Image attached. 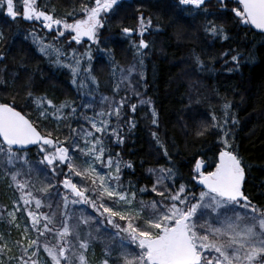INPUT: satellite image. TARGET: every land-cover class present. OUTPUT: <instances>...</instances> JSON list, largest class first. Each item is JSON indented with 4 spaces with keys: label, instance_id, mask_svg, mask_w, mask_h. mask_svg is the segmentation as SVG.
<instances>
[{
    "label": "snow or ice",
    "instance_id": "snow-or-ice-1",
    "mask_svg": "<svg viewBox=\"0 0 264 264\" xmlns=\"http://www.w3.org/2000/svg\"><path fill=\"white\" fill-rule=\"evenodd\" d=\"M176 2L185 6L181 11L187 15H203V31L214 39L230 37L223 24L208 17L229 11L237 24L264 32V0H231L235 6L230 9L228 0H218L216 13L206 6L208 0ZM120 4L72 0L73 6L60 14L40 0H0V10L13 22L38 23L41 31L54 34L52 41L35 29L29 36L41 55L70 72L79 97L54 101L37 95L30 77L20 87L26 104L0 97V180L13 193L9 204L0 203V264H264V203H253L245 193V167L229 127L237 121L227 99L222 100L220 116L210 113L211 123L201 120L191 130L184 126L195 139L216 137L213 157L200 154L186 182L167 166L148 169L150 185L124 182L123 170L132 165L112 148L123 143L125 124L135 126L125 109L137 111V104H128V92L140 96L132 77L139 74L143 79L138 69L149 48L143 37L153 21L137 9L136 23L121 27L120 34L135 49V62L127 68L115 61L111 50H101L114 85L112 96L97 98L92 45L101 43V30ZM134 34L138 40L131 39ZM65 36L67 50L59 45ZM85 38L89 46L84 51L72 47L83 46ZM4 39L0 30V41ZM233 51L221 52L218 59L227 65L230 58L239 65L241 54ZM6 59V52L0 51V63ZM192 59L200 72L211 71L209 63H215L195 51ZM0 73H7L6 64ZM19 79V73L12 74L13 83ZM8 86L9 80L0 75V88L6 91ZM121 91L125 95L117 99ZM26 107H33L35 120ZM151 114L158 126L154 108ZM49 123L53 126L47 127ZM152 136L170 160L158 134ZM103 233L110 234V242L99 257H90Z\"/></svg>",
    "mask_w": 264,
    "mask_h": 264
},
{
    "label": "trees",
    "instance_id": "trees-1",
    "mask_svg": "<svg viewBox=\"0 0 264 264\" xmlns=\"http://www.w3.org/2000/svg\"><path fill=\"white\" fill-rule=\"evenodd\" d=\"M40 2L49 8L54 6L60 14L73 6L72 0ZM228 4L229 9L234 6L231 0ZM206 6L213 13L219 8L215 0H210ZM184 7H177L176 0H121L115 14L117 19L115 15L111 16L101 30V43L92 45L94 75L99 80L97 96H112L114 80L111 66L106 52L101 50H111L119 65H131L135 62V49L124 52L125 47L132 44L128 37L120 34L121 27L135 24H131L135 20L128 22V19L139 14L137 9L153 21L152 28L146 33L150 48L146 51L148 55L151 53L148 60L154 56L156 61H149V68L144 65L145 71L139 69L144 81L140 83L141 79H138L134 85L142 93L143 100H150L151 104L138 106L135 113L131 112L130 107L125 109L135 126L125 124L122 129L123 143L112 148L113 154L119 153L124 163L132 165V168L123 170V180L140 186L150 185L148 169L167 166L173 167L178 177L184 178L180 182H186L194 167V160L200 154L207 153L208 158L213 157L216 137L209 135L204 140L195 139L185 133L184 126L191 130L201 120L211 123L208 119L210 113L215 111L220 116L222 100L227 99L232 103L231 115L237 121L229 127L234 150L245 167V193L253 203H264V33L256 32L250 25L237 24L229 11L225 15L208 17L223 24L230 37L227 41L214 39L203 31L205 17L187 15L181 11ZM0 29L5 35L4 41H0V51L6 52L7 56L0 63V69L7 65V73L0 75H5L9 80L6 91L0 88V97L26 104L25 92L20 87L30 77L37 95L46 94L54 101L79 99L76 86L71 83L70 72L41 55L29 36L35 29L40 36L47 35V40L52 41L54 34H46L39 25L28 21L17 19L13 22L2 10ZM67 40L68 37L59 40V45L66 50ZM88 46V41L83 46L72 44L78 51H84ZM229 49L235 50L233 55L236 51L241 54L239 65L231 62L230 58L227 65L223 59H218L221 52ZM193 51L206 62L215 61L209 63L211 71L200 72L196 69ZM21 66L27 68V72ZM14 73H19L20 79L13 83L11 77ZM143 82L145 85L141 88ZM130 91L128 96L131 97ZM124 95V91H121L117 99ZM132 98L128 101L129 106L137 103ZM152 108L157 113L158 126L152 124ZM25 111L36 119L33 107H26ZM52 126L51 123L47 125ZM153 132L167 147L170 160L164 157L163 150L152 136ZM10 197H13L12 191L0 180V203L9 204L12 200ZM144 199L151 197L145 196ZM105 245L100 236L89 256L99 257Z\"/></svg>",
    "mask_w": 264,
    "mask_h": 264
},
{
    "label": "rangeland",
    "instance_id": "rangeland-1",
    "mask_svg": "<svg viewBox=\"0 0 264 264\" xmlns=\"http://www.w3.org/2000/svg\"><path fill=\"white\" fill-rule=\"evenodd\" d=\"M1 30V29H0ZM129 66V65H128ZM128 66H126L125 68H127ZM138 71H139V69H138ZM138 79H141V77L139 76V74H133V77H132V84L133 85H135L136 83H137V80ZM141 81H144L143 79H141L140 80V83H141ZM143 85H145L144 84V82L141 84V88L143 87ZM123 87V86H122ZM135 90L137 91V92H139L140 93V96L139 97H135V96H132L131 95V97H133L132 99V101H137V103H134V104H137V107L138 106H142L140 103H139V101L141 100V99H143V96H142V93L140 92V90L138 89V87H135ZM122 93H123V91H122ZM125 93V92H124ZM130 93H131V91H130ZM128 94H129V92H128ZM109 96V95H108ZM97 98H99L98 96H97ZM146 172H147V169L145 170ZM148 173V172H147ZM10 199H13V197H10ZM101 237H103V239H104V242L107 244V243H109L110 242V234H108V233H103L102 235H101ZM92 251V250H91Z\"/></svg>",
    "mask_w": 264,
    "mask_h": 264
},
{
    "label": "bare ground",
    "instance_id": "bare-ground-1",
    "mask_svg": "<svg viewBox=\"0 0 264 264\" xmlns=\"http://www.w3.org/2000/svg\"><path fill=\"white\" fill-rule=\"evenodd\" d=\"M115 18L117 19V15H115ZM133 20H135L134 19V17H131V18H129L128 19V22H132ZM133 23H136V21L135 22H132L131 24H133ZM134 38V40H138L139 39V37L138 36H134L133 37ZM146 41H148L147 39H148V37H143ZM126 49H124V52H127L128 50H134V48L131 46V47H129V46H126L125 47ZM150 49V48H149ZM112 53V52H111ZM151 54V53H150ZM150 54L148 55L147 54V51L145 50V55H144V57H143V61H144V65L146 66V68H147V66H148V68H149V61H151V62H154V61H156V58H154V56H153V58H150L149 60H148V57L150 56ZM114 54L112 53V56H113ZM148 55V56H147ZM142 71H145V67L143 66V68L141 69ZM65 71V70H64ZM64 76H67V74H64Z\"/></svg>",
    "mask_w": 264,
    "mask_h": 264
},
{
    "label": "water",
    "instance_id": "water-1",
    "mask_svg": "<svg viewBox=\"0 0 264 264\" xmlns=\"http://www.w3.org/2000/svg\"><path fill=\"white\" fill-rule=\"evenodd\" d=\"M251 28H252L253 30L257 31V32L264 33V32H262V31L259 30V29H255L253 26H251ZM85 39H86V38H85Z\"/></svg>",
    "mask_w": 264,
    "mask_h": 264
},
{
    "label": "flooded vegetation",
    "instance_id": "flooded-vegetation-1",
    "mask_svg": "<svg viewBox=\"0 0 264 264\" xmlns=\"http://www.w3.org/2000/svg\"><path fill=\"white\" fill-rule=\"evenodd\" d=\"M31 23H33V22H31ZM34 24L39 25L38 23H34ZM39 26H40V25H39ZM146 36H147V34L144 35V37H146ZM65 37H67V36H65ZM65 37H64V38H65ZM145 83H146V80H145Z\"/></svg>",
    "mask_w": 264,
    "mask_h": 264
}]
</instances>
